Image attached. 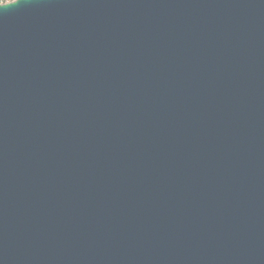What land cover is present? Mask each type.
Returning <instances> with one entry per match:
<instances>
[{"label":"water","instance_id":"water-1","mask_svg":"<svg viewBox=\"0 0 264 264\" xmlns=\"http://www.w3.org/2000/svg\"><path fill=\"white\" fill-rule=\"evenodd\" d=\"M0 264H264V0L0 9Z\"/></svg>","mask_w":264,"mask_h":264},{"label":"clouds","instance_id":"clouds-1","mask_svg":"<svg viewBox=\"0 0 264 264\" xmlns=\"http://www.w3.org/2000/svg\"><path fill=\"white\" fill-rule=\"evenodd\" d=\"M22 2H24V0H0V9H6L9 7H13L16 6L18 4H21Z\"/></svg>","mask_w":264,"mask_h":264},{"label":"snow or ice","instance_id":"snow-or-ice-1","mask_svg":"<svg viewBox=\"0 0 264 264\" xmlns=\"http://www.w3.org/2000/svg\"><path fill=\"white\" fill-rule=\"evenodd\" d=\"M17 2H18V0H17Z\"/></svg>","mask_w":264,"mask_h":264}]
</instances>
